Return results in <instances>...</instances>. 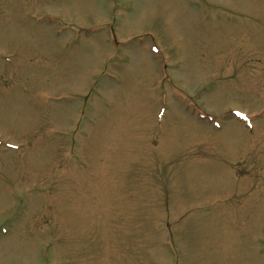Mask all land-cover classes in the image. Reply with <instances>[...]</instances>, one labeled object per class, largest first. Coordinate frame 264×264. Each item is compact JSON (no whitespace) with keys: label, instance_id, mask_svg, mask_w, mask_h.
I'll use <instances>...</instances> for the list:
<instances>
[{"label":"rangeland","instance_id":"374dc122","mask_svg":"<svg viewBox=\"0 0 264 264\" xmlns=\"http://www.w3.org/2000/svg\"><path fill=\"white\" fill-rule=\"evenodd\" d=\"M0 264H264V0H0Z\"/></svg>","mask_w":264,"mask_h":264}]
</instances>
